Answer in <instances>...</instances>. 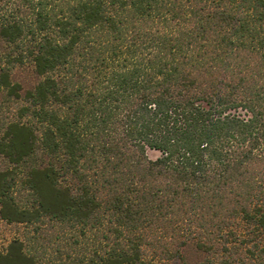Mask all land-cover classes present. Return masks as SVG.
Here are the masks:
<instances>
[{"label": "trees", "instance_id": "1", "mask_svg": "<svg viewBox=\"0 0 264 264\" xmlns=\"http://www.w3.org/2000/svg\"><path fill=\"white\" fill-rule=\"evenodd\" d=\"M0 91V264H264V0H0Z\"/></svg>", "mask_w": 264, "mask_h": 264}, {"label": "rangeland", "instance_id": "2", "mask_svg": "<svg viewBox=\"0 0 264 264\" xmlns=\"http://www.w3.org/2000/svg\"><path fill=\"white\" fill-rule=\"evenodd\" d=\"M3 62L1 63V65ZM10 78L12 81L18 82L23 89L32 87L40 77L33 73L32 66L29 62L23 61L21 64L13 65L10 68ZM18 105L14 100H11L0 91V129L14 117L15 107ZM148 156L155 158L158 155L157 151L148 150ZM8 163L5 158L0 156V168H6ZM32 235L30 227L22 223H8L0 218V250L4 251L8 243L14 239H26ZM42 249V248H41ZM40 251V247L38 248ZM44 252V253H43ZM43 263L47 258L56 256L51 251V245L43 250ZM181 259L168 262V264H203V255L193 246L189 245L181 250ZM47 264V263H45Z\"/></svg>", "mask_w": 264, "mask_h": 264}]
</instances>
